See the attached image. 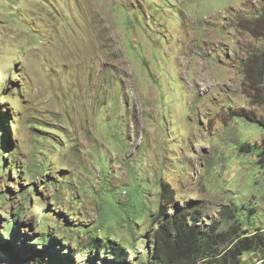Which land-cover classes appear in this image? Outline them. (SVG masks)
Segmentation results:
<instances>
[{"label": "rangeland", "instance_id": "rangeland-1", "mask_svg": "<svg viewBox=\"0 0 264 264\" xmlns=\"http://www.w3.org/2000/svg\"><path fill=\"white\" fill-rule=\"evenodd\" d=\"M263 55L264 0H0V264H159L167 185L264 232Z\"/></svg>", "mask_w": 264, "mask_h": 264}, {"label": "trees", "instance_id": "trees-1", "mask_svg": "<svg viewBox=\"0 0 264 264\" xmlns=\"http://www.w3.org/2000/svg\"><path fill=\"white\" fill-rule=\"evenodd\" d=\"M245 75L253 89L264 90V55L249 59ZM166 188L164 205L155 220L159 225L153 234L151 249L159 264H241L245 252L264 248V232L252 235L230 229L223 232L218 222L203 229L199 225L200 214L187 208L178 209L170 216L167 206L175 204V193L170 185ZM167 196L169 200H165ZM28 261L34 260L20 262L33 264Z\"/></svg>", "mask_w": 264, "mask_h": 264}]
</instances>
